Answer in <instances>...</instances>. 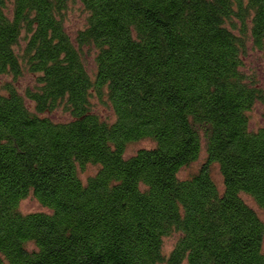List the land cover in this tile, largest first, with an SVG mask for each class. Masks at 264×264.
I'll use <instances>...</instances> for the list:
<instances>
[{"label":"trees","instance_id":"16d2710c","mask_svg":"<svg viewBox=\"0 0 264 264\" xmlns=\"http://www.w3.org/2000/svg\"><path fill=\"white\" fill-rule=\"evenodd\" d=\"M68 1L0 0V75L35 77L0 93V264H264L242 198L264 210V114L248 116L264 91L243 60L248 41L264 54V0H80L74 41ZM58 107L68 120L46 115ZM29 195L48 212L23 213Z\"/></svg>","mask_w":264,"mask_h":264},{"label":"rangeland","instance_id":"374dc122","mask_svg":"<svg viewBox=\"0 0 264 264\" xmlns=\"http://www.w3.org/2000/svg\"><path fill=\"white\" fill-rule=\"evenodd\" d=\"M87 12L83 8L80 0H69L67 7L64 11V27L68 35L74 41L76 34L79 30L83 29L87 22ZM20 45H24V41H20ZM82 56L85 62L87 70L90 72L91 76L95 71L94 63V50L90 48L82 49ZM244 60V71L253 76V78L258 82V86L264 91V54L253 47L250 41L247 42L246 54L243 58ZM8 82H12L14 87L23 93L24 89L28 86L34 85L35 77L27 72H24L16 80H12L10 75H0V93L5 92L4 85ZM105 99V98H104ZM26 104L32 108V103L25 100ZM93 109L102 118L113 120L114 114L110 104H103L97 98H93ZM264 114V98L263 100L257 101L252 109L248 112L249 116V128L256 129L263 123ZM46 115L55 121H66L70 118V115L62 107H58L51 112H47ZM152 146V142L149 140H140L136 142L129 143L126 147L125 155L130 156L134 154L139 148ZM206 157L205 147L202 146L201 151L196 160L191 162L189 165L183 167L179 171L180 177H188L192 175L200 165L204 162ZM94 172V167L92 165L86 166L84 171H82V179L86 178L89 174ZM211 174L214 181L217 183L218 187L222 189V177L220 175L218 166L216 164L211 165ZM242 198L246 203L249 204L257 213L261 221L264 223V210L261 209L251 197L246 194H242ZM19 209L23 212L32 211H47L48 209L43 207L33 196L29 195L21 200L19 204ZM178 234H172L164 239L163 250L167 254L172 249ZM263 250H264V238H263ZM181 264H187L183 261Z\"/></svg>","mask_w":264,"mask_h":264}]
</instances>
